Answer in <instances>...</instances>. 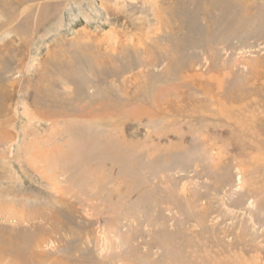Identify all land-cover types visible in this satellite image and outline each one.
<instances>
[{"label": "rangeland", "instance_id": "rangeland-1", "mask_svg": "<svg viewBox=\"0 0 264 264\" xmlns=\"http://www.w3.org/2000/svg\"><path fill=\"white\" fill-rule=\"evenodd\" d=\"M0 264H264V0H0Z\"/></svg>", "mask_w": 264, "mask_h": 264}]
</instances>
